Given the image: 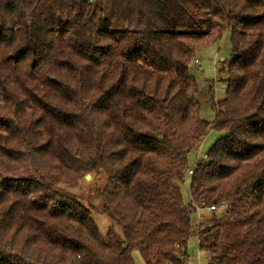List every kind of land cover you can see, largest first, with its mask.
Segmentation results:
<instances>
[{
  "label": "trees",
  "instance_id": "1",
  "mask_svg": "<svg viewBox=\"0 0 264 264\" xmlns=\"http://www.w3.org/2000/svg\"><path fill=\"white\" fill-rule=\"evenodd\" d=\"M227 30L208 121L190 68ZM87 174L121 233L63 188ZM210 205L208 264H264V0H0V264H182Z\"/></svg>",
  "mask_w": 264,
  "mask_h": 264
},
{
  "label": "rangeland",
  "instance_id": "2",
  "mask_svg": "<svg viewBox=\"0 0 264 264\" xmlns=\"http://www.w3.org/2000/svg\"><path fill=\"white\" fill-rule=\"evenodd\" d=\"M233 58L231 53V40L230 31L227 30L221 39L215 42H210L205 47L201 48L196 58L191 65V73L196 78L199 86L198 97L200 100V115L203 119L213 121L216 118V112L213 109V103L211 97H214L215 101H221L226 96L227 82L226 78L228 72L225 69L221 71L222 63L221 59H224L227 63ZM201 62L202 69L198 68ZM216 65L217 69H214ZM226 68V67H225ZM226 134V132L217 131L212 129L208 132L204 138L198 152L201 154L206 153L209 148L215 143V141ZM197 152V153H198ZM197 153H192V159L195 160ZM193 160V161H194ZM106 182V176L103 174H90V178L86 176L82 177L78 185L74 188H69L63 185V188L68 192L78 197L85 205L91 209V213L96 220L100 232L106 234L110 227H113L117 232L121 233V227L114 225L109 219L107 214L103 210V202L99 195L98 189L103 187ZM182 194L186 202L190 201V178L188 177L182 186ZM217 211V210H216ZM201 218L198 217V213L195 214L193 219V230L195 234H192L188 241L187 254L184 259L190 261L192 264H208V254L205 251L199 249L198 242V230L201 222H206L214 214L205 210L200 212ZM220 211H217L216 217H218ZM200 223L198 224V220ZM203 227V226H201ZM136 264H144L141 255L138 251L133 253Z\"/></svg>",
  "mask_w": 264,
  "mask_h": 264
},
{
  "label": "built area",
  "instance_id": "3",
  "mask_svg": "<svg viewBox=\"0 0 264 264\" xmlns=\"http://www.w3.org/2000/svg\"><path fill=\"white\" fill-rule=\"evenodd\" d=\"M224 62H225V60L224 59H221L220 63H224ZM198 68L202 69L201 62H200V65L198 66ZM214 69L215 70L217 69L216 65H214ZM206 159H207V154L206 153L201 154L200 152H198L197 153V156H196V158L194 160V165H196L200 160L205 161ZM192 173H193V167L189 168V170H188V174H192ZM202 210H205V211H208V212H214V211L217 210V208L215 207V205L206 206L204 209L197 208V213H198V217L199 218H201L200 212ZM199 223H200V219L198 220V224ZM198 241H199V239H198ZM182 264H192V263L190 261H183Z\"/></svg>",
  "mask_w": 264,
  "mask_h": 264
},
{
  "label": "water",
  "instance_id": "4",
  "mask_svg": "<svg viewBox=\"0 0 264 264\" xmlns=\"http://www.w3.org/2000/svg\"><path fill=\"white\" fill-rule=\"evenodd\" d=\"M86 178H90V174H87V175H86Z\"/></svg>",
  "mask_w": 264,
  "mask_h": 264
}]
</instances>
